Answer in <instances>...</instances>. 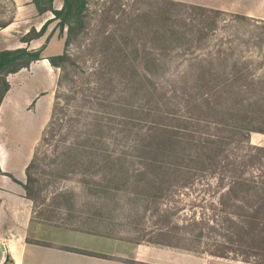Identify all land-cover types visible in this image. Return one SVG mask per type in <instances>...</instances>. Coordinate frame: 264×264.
I'll use <instances>...</instances> for the list:
<instances>
[{
    "label": "rangeland",
    "instance_id": "rangeland-1",
    "mask_svg": "<svg viewBox=\"0 0 264 264\" xmlns=\"http://www.w3.org/2000/svg\"><path fill=\"white\" fill-rule=\"evenodd\" d=\"M167 1L173 4H162L159 0H87L86 31L69 47L78 69L68 65L63 72L47 61H40L7 77L9 91L0 106L4 147L8 150L6 153L13 156L20 152L25 158L36 154L31 174L38 180L32 188L36 198L34 217L40 221L129 241L157 242L159 229L170 230L169 242L182 250L228 253L232 248L245 251L247 248L229 242V237L234 238L229 220H234L235 213L241 212L233 206L235 202L228 200L229 205H223L229 197L230 174L223 173L226 177L221 179L220 175L196 171L186 187L165 190L163 199L150 205L143 199L151 191L137 185L139 175L144 173L138 165L119 175L121 179L128 174L129 180L117 191L107 188L105 193L96 196L88 188L92 190V186L103 184L109 172L99 176L89 172L71 173L67 164L70 155L60 151L64 145L74 143L72 132L87 130L89 105H83V99L90 98L92 103L103 98L90 72L96 66L95 61L104 59L103 55H96L97 52L95 59L90 54L93 46H104L101 32L105 36L115 33L114 38L119 40V36L124 35L122 30H129L125 33L128 35L125 42L135 47L140 45L139 50L152 51L154 55L150 59H158L163 66L158 71L150 68L151 78L159 91H164L161 95L170 97L171 102L198 76H211L209 70L216 71L212 74L217 76H233L239 70L249 79H264V21L239 19L229 13L203 12L202 8L213 9ZM36 3L48 8L47 0H0V25L12 24L6 31H1L5 28L0 27V52L43 49L46 59L64 52L67 28L61 31L59 21L52 20L54 15L40 13ZM62 6V0H53V9L60 10ZM47 22L45 33L36 38ZM156 32L161 37L156 36ZM26 40L29 42L25 43ZM137 59L148 58L142 54ZM128 60L135 58L128 56ZM200 65L205 68L201 74ZM134 97L127 96L126 102L149 107L151 102L147 104L142 96ZM251 98L252 95L245 96L246 101L251 102ZM55 104L59 106L47 130ZM94 110L111 112L96 106ZM45 133L47 144L43 145ZM250 143L264 147V135L251 134ZM113 148L112 145L111 150ZM242 207L244 212H249L246 205ZM101 208L104 210L98 217L96 214ZM232 252V256L239 255V251ZM238 260L241 261V257Z\"/></svg>",
    "mask_w": 264,
    "mask_h": 264
},
{
    "label": "trees",
    "instance_id": "trees-1",
    "mask_svg": "<svg viewBox=\"0 0 264 264\" xmlns=\"http://www.w3.org/2000/svg\"><path fill=\"white\" fill-rule=\"evenodd\" d=\"M62 1L60 10L52 8L53 0H47L48 8H41L38 3L36 7L40 13L51 12L54 15L52 20L59 21L61 31L67 28L64 52L47 59L53 68L65 72L68 65L79 68L69 47L80 33L86 31L84 19L88 2ZM159 1L162 4H173L167 0ZM201 10L213 14H228L203 8ZM235 16L244 20L251 19ZM47 24L48 22L41 28L36 38L45 33ZM0 27L7 26L2 24ZM128 32L129 30H122L124 35H120L119 40L114 38L115 33L105 36L101 32L104 46H93L94 49L90 51L93 59L96 52V55L99 53L104 56L102 62L95 61L96 66L90 69L91 76L96 78L97 92L102 93L103 98L96 102L92 100V103L90 98L83 99V105H89L87 130L72 132L75 134L74 143L66 144L60 150L62 154L70 155L67 162L69 171L75 174L89 172L97 176L109 172L106 177L109 175L111 179L92 186V190L88 188V191L97 196L105 193L107 188L117 191L121 188L120 185H125L129 175L121 179L119 175L138 165L139 170L144 173L139 175L137 185L143 186V190L151 191L143 199L150 205L163 199L165 190L170 192L175 187H186L196 171L220 175L221 179L228 173L232 182L228 190L229 197L223 205L228 206L229 200L237 203L238 205L233 206L241 210L235 213L234 220H229L234 236L229 237V242L247 250L230 249L239 251V255H236L244 263L264 264V147L250 143L251 134L264 135V79H249L242 72L240 74L239 70L233 76H217L212 74L216 71L209 70L211 76H198L191 85L183 87L181 96L176 95V99L171 102L170 97L168 99L165 94L161 95L164 91H159L150 74V68L158 71L163 65L158 59H150L154 55L152 51L139 50L140 45L135 44V47L125 42V36H128L125 33ZM136 32L141 34L138 30ZM155 35L161 37L157 32ZM27 42L29 41L26 40L25 43ZM142 54L148 59L138 60L137 57ZM128 56H133L135 60H128ZM43 59V49L0 52V106L9 91L7 77L28 69L33 63ZM199 70L201 74L205 68L200 65ZM120 87H123L122 90ZM133 95L142 96L141 99L147 104L151 102L149 107L128 104L127 96L133 99ZM247 95H252L251 99L256 100L246 101ZM55 105L47 130L51 128L54 111L59 106ZM95 106L111 112L94 110ZM46 133L43 145L47 144ZM35 159L36 154L26 169L27 182L24 185L27 199L33 203L34 208L36 198L32 185L37 184L38 180L33 178L31 170ZM59 196L66 194L59 193ZM245 205L249 212L243 211L242 206ZM102 210L104 209L101 208L96 216L100 217ZM169 231L159 229L156 234L157 242H133L179 248L169 242ZM100 235L113 237L103 233ZM231 250L228 253L223 250L195 253L238 260L239 257L232 256Z\"/></svg>",
    "mask_w": 264,
    "mask_h": 264
},
{
    "label": "crops",
    "instance_id": "crops-1",
    "mask_svg": "<svg viewBox=\"0 0 264 264\" xmlns=\"http://www.w3.org/2000/svg\"><path fill=\"white\" fill-rule=\"evenodd\" d=\"M174 1L264 21V0ZM42 61L50 65L45 56ZM2 129L0 119V244L6 248L5 264H247L36 219L34 205L24 189L26 169L34 154L25 158L22 152L15 156L6 153Z\"/></svg>",
    "mask_w": 264,
    "mask_h": 264
},
{
    "label": "water",
    "instance_id": "water-1",
    "mask_svg": "<svg viewBox=\"0 0 264 264\" xmlns=\"http://www.w3.org/2000/svg\"><path fill=\"white\" fill-rule=\"evenodd\" d=\"M7 258L6 248L4 244H0V264H5Z\"/></svg>",
    "mask_w": 264,
    "mask_h": 264
}]
</instances>
